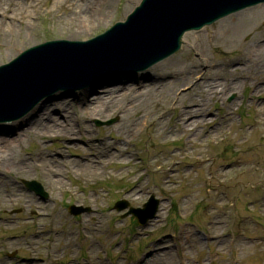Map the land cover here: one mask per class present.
Masks as SVG:
<instances>
[{"label": "rangeland", "instance_id": "rangeland-1", "mask_svg": "<svg viewBox=\"0 0 264 264\" xmlns=\"http://www.w3.org/2000/svg\"><path fill=\"white\" fill-rule=\"evenodd\" d=\"M56 1L62 0H0V15L6 16L1 17L0 29L5 30L10 21L15 33L0 34V64L46 40L71 35L77 40L90 38L115 20H123L140 0L105 4L63 0L62 5ZM75 4L82 5L83 16H96L99 22L74 33L66 16ZM183 40L181 54L139 75V79L158 77L162 84H148L147 89L121 85L114 92L121 97L98 114L76 100L58 105L54 117L73 127V133L57 139L42 133L19 134L22 141L11 155L14 160L9 158L4 164L0 160V177L17 191L7 194L5 187L0 189V218L5 217L0 220L3 257L15 249L20 258L15 264H42L53 233L50 264H85L82 257L88 254L92 264L108 260L130 264L125 261L136 258L138 264H232L235 259L238 264H264V50L258 47L264 44V5L223 19L201 33L189 32ZM256 47L260 52H252ZM192 49L210 59L209 67L198 65ZM231 83L236 85L232 92ZM210 89L216 91L214 97ZM95 103L92 98L91 104ZM183 108L191 113L190 118L196 116L185 125L180 119ZM114 117L116 122L97 130L96 119ZM73 135L77 140L67 142ZM182 140L188 143L187 149L182 148ZM41 152L58 160L62 183L34 166L32 159L38 154L42 158ZM77 154L99 164L98 168L107 160L110 163L101 168L103 173L91 177L80 174L79 165L72 162L80 160L74 157ZM19 158L29 165H17ZM169 166L172 171L166 170ZM23 180L37 181L48 195L33 198L34 192ZM160 184L165 190L157 188ZM153 192L162 197L160 211L149 226L138 228L143 235L138 239L133 236L137 227L132 217L121 218L113 202L124 198L137 206ZM176 200L183 216L171 213L164 220L175 209ZM72 202L90 205L88 212L80 214L82 224L65 210ZM49 221L55 222L54 232L48 231ZM181 227L185 229L182 234L170 236ZM80 228L86 237L78 233ZM235 231L241 236L234 238ZM206 232L208 241L204 240ZM150 247L153 252L148 253ZM176 249L185 253L184 261L177 260Z\"/></svg>", "mask_w": 264, "mask_h": 264}, {"label": "water", "instance_id": "water-1", "mask_svg": "<svg viewBox=\"0 0 264 264\" xmlns=\"http://www.w3.org/2000/svg\"><path fill=\"white\" fill-rule=\"evenodd\" d=\"M199 2L200 0L197 2L191 0L185 8V4L178 0H143L125 23H117L103 34L86 42L57 40L30 48L8 64L0 66V117L25 111L36 100L37 97L33 94L39 90L63 86V83H73L80 78L86 79L88 76L92 77L102 71H111L118 67H132L140 60L147 66L175 51L184 30L198 27L215 17L214 8L218 1L211 3L209 0L210 3L206 5L205 10H198ZM239 6L243 4L237 7ZM261 6L262 4L257 5ZM240 14L241 12L238 13ZM219 22H223V19L207 27H215ZM204 30L205 27L199 30V33ZM182 48L183 45L173 55L155 66L136 72L133 77L130 74L122 77L112 76L113 79L109 78L90 89L75 90L70 96L67 91L56 97L57 94L51 95L49 98H53L52 100L48 101L49 98L41 100L20 120L0 123V136L13 140L26 129H32L33 124L43 116L48 107L58 105L59 102L76 100L88 109L92 98L101 96L102 90L106 88L114 90L121 85L162 84L158 77L142 76V79H139V75L149 73L152 67H158L161 62H167L171 57L181 54ZM147 53L150 56L145 58ZM152 213L153 211L149 216Z\"/></svg>", "mask_w": 264, "mask_h": 264}, {"label": "bare ground", "instance_id": "bare-ground-1", "mask_svg": "<svg viewBox=\"0 0 264 264\" xmlns=\"http://www.w3.org/2000/svg\"><path fill=\"white\" fill-rule=\"evenodd\" d=\"M109 1L110 0H101V3L105 4ZM62 2H63V0L62 1H56V4L62 5ZM261 7H263V4ZM261 7H255V8H261ZM81 9H82V5H80V4L72 5L69 8L68 16H66L67 21L70 23L69 25L74 26L72 29L74 33L82 32L86 29H89V25L92 22H99V19L96 16H93L92 19H91V17H86V15L83 16ZM99 9H101V5H99ZM248 10H251V9H248ZM1 17H3V19L6 18V16L0 15V22L3 21L1 19ZM12 19L15 20L14 17ZM1 25L2 24H0V26ZM6 27L7 28L5 30L0 29V34L2 36L6 37V36H11V35L15 34L12 22L9 21V25H6ZM71 36L69 37V39L72 38ZM258 47L261 50V52L264 50V44H260ZM258 47H256V50H258ZM258 52H260V51L258 50ZM140 86L143 89L148 88V85H146V84H141ZM116 90L117 89H114L111 91L108 88H106V90H102V92H107V93H103L101 96H96V98H94V99H96V103L91 104L88 109H91L94 114H98L102 110L107 109L110 105H112V103L114 101H116L118 98L121 97V94H119V93L114 94V92ZM230 91H233V85L230 88ZM213 94H216V93H213ZM60 104H63V103L59 102L58 105H60ZM58 105H53V106L48 107L46 112L43 113V116H40V119L33 124L32 129H26V131L22 132V134L25 133V136H26V134L28 135V134L42 133L41 135L43 137L56 138L58 136L66 134V133H73V127L65 126V124H63L61 120L57 119V117H54L53 111L56 109V107ZM79 105H81L82 108L86 109V106H83L82 103H79ZM66 117L68 118L67 121L70 122L71 117H69V116H66ZM63 121L66 123V121L64 119H63ZM21 141L22 140L20 139L19 135L16 138H14L13 140H10L9 137L0 136V160L2 161L3 164L8 162L7 159L11 158V155L14 152V148L17 147V144H19ZM15 143H16V145H15ZM41 154L43 155L42 158H41V155H39V154L37 155V159H38V156H40L39 160H37L36 158L32 159L35 163L34 166L40 168V170L42 172L43 171L50 172L51 175H55V182L62 183V178L60 177V175H62V173H61L62 171L56 166L58 164V161L56 159H54L52 156H50L51 158H49L48 155H45L43 153H41ZM12 160H14V159H12ZM36 160H37V162H35ZM84 160L80 159L79 161H77V160L72 161V162H75L76 165H79V173L80 174H86V175H89L91 177H95L97 174L100 175V173H103V169H101V168H103L102 166H100L101 168H98L97 166H99V164H94L92 162V160L91 161H86V159H84ZM107 161H109V160H107ZM109 163H110V161H109ZM126 163H127V161H126ZM17 165H23V167H26L29 164L26 162L25 159L19 158ZM1 187L6 188L7 194H12L13 191H14V193L17 192L11 186V183L5 181V178H3V177H0V189H1ZM26 200H28V198H26ZM28 201L32 204L33 198L31 197L30 200H28Z\"/></svg>", "mask_w": 264, "mask_h": 264}]
</instances>
